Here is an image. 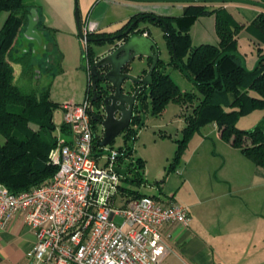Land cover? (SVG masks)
Masks as SVG:
<instances>
[{"label": "trees", "instance_id": "trees-1", "mask_svg": "<svg viewBox=\"0 0 264 264\" xmlns=\"http://www.w3.org/2000/svg\"><path fill=\"white\" fill-rule=\"evenodd\" d=\"M33 7L26 0H0V13H8L0 28V135L5 139L4 142L0 141V182L14 193L43 184L58 169L50 162L49 154L58 144V136L55 134L57 125L53 115L59 104L51 99L49 86L37 93L24 91L15 83L14 63L23 65L25 72L29 68L26 64L30 51L15 57L13 50L24 24L28 23V15ZM209 13L215 15L218 44L205 43L193 46L190 37L191 25L196 18ZM134 21H150L161 25L164 30V22L168 24L169 35L165 33V37L171 53L169 64L178 66L173 51L174 45L176 56L196 81L195 84L201 94L199 97L194 92H183L170 74L166 71L161 73L160 69L166 62L161 58L158 60L149 91L155 115H161L171 102L187 106L199 98L192 111L185 114V127L182 130V138L177 140L178 146L170 169H175L180 163L193 136L200 133L202 127L211 123L217 125L221 139L240 149L242 154L264 169V116L260 123L251 129L238 127L241 117L255 110L264 111V60L255 71L247 72L240 57L234 54L225 56L218 65L219 78L209 83L216 77L215 62L219 55L227 51L240 52L238 35L243 29H246L253 38V47L258 58L264 56V10L247 27L239 23L227 9L210 10L202 3H191L185 7L181 16L141 12L131 17L113 33L92 34L89 47L90 61L94 63L98 56L92 44L101 45L106 37L123 34ZM144 31L149 32L147 28L139 29V32ZM148 62L151 64L152 59H148ZM95 104L100 107V102ZM142 106L141 112L144 115L134 116L131 125L125 129V137L134 139L136 136L135 126L138 127L145 117L147 98L142 99ZM92 121L97 125L95 117ZM61 128L66 131L64 124ZM96 143L98 149L101 139L98 138ZM117 150L121 155L117 158L118 164L123 161V156L130 157L133 153L129 148L124 151L120 147ZM129 166L135 172V178L127 180L136 188L123 185L122 192L131 196L147 195L137 189L143 183L144 160L131 159Z\"/></svg>", "mask_w": 264, "mask_h": 264}, {"label": "built area", "instance_id": "built-area-1", "mask_svg": "<svg viewBox=\"0 0 264 264\" xmlns=\"http://www.w3.org/2000/svg\"><path fill=\"white\" fill-rule=\"evenodd\" d=\"M81 29L89 84L83 101L63 107L66 131L61 129L62 137L49 154L57 172L43 184L19 193L0 182V228L22 215L36 234L27 252L33 264H160L168 252L163 226L188 228L190 211L176 200L123 193V177L112 169L115 164L123 167L116 162L121 156L117 149H110L107 164L101 165L107 146L100 144L96 149V141L99 138L102 143L104 128L98 121L93 124L97 114L91 108V68L98 58L94 63L89 58V38L100 31L99 23L87 18ZM140 34L149 36L148 31ZM133 174L128 172L132 179ZM116 216L123 218L121 224L116 223Z\"/></svg>", "mask_w": 264, "mask_h": 264}, {"label": "crops", "instance_id": "crops-1", "mask_svg": "<svg viewBox=\"0 0 264 264\" xmlns=\"http://www.w3.org/2000/svg\"><path fill=\"white\" fill-rule=\"evenodd\" d=\"M29 3L38 11L36 29L42 35V43L38 44L27 37L26 46L29 48L24 53H37L41 49L45 54L50 48L57 47L63 59L67 57L69 50L77 63L83 59V52L77 31L76 6L81 24L83 20L91 18L99 23V33H113L141 12H153L162 16L182 15L173 12L174 7L169 3L162 5L126 0H33ZM178 8L181 13L184 11L183 7ZM215 8L227 9L246 27L264 10L258 6L233 2L223 3ZM174 10L178 11L176 8ZM26 28L27 25L24 24L22 30L25 31ZM248 34L252 54L250 60H246L248 67L252 68L258 55L253 47V38L249 32ZM149 36L153 37L150 31ZM102 45H98L99 50ZM97 53L100 54L98 50ZM142 63L138 74L149 65L146 58ZM211 125L214 130H218L215 123ZM223 161L217 168L219 175L215 177L213 184L209 181V176L200 175L198 183L192 186V196L178 200L190 211L191 224L188 228L173 224L163 226L168 252L160 264H264V169L254 163L258 169L252 171V178L262 179L263 182L251 186L255 193L246 201L242 195L245 188H240L228 178L229 172L225 170L227 159L224 158ZM185 171L187 172V166ZM222 182L225 184L224 189L219 188ZM185 184L191 185L189 178L185 179L183 186ZM35 242L36 234L24 223L22 215L12 217L5 228H0V264H33L27 258V252Z\"/></svg>", "mask_w": 264, "mask_h": 264}, {"label": "rangeland", "instance_id": "rangeland-1", "mask_svg": "<svg viewBox=\"0 0 264 264\" xmlns=\"http://www.w3.org/2000/svg\"><path fill=\"white\" fill-rule=\"evenodd\" d=\"M26 1L30 2L33 0ZM167 4L162 3V5ZM202 4L212 10L223 3L205 2ZM169 5L173 6L174 9H178V11L173 9V12L183 14L184 11L181 13V9L178 7H183V10H185V7L191 5V3L175 2L169 3ZM7 15V12L0 13V28ZM143 28H147L152 33V38L159 47V56L166 62V72L170 74L181 90L183 92H194L201 97L196 84L184 74L182 69L176 65L169 64L171 63V53L164 28L150 21L137 22L136 29ZM190 37L193 46L205 43L218 44L219 37L216 32L215 15L209 13L196 18L191 25ZM249 38L246 30L238 35L241 47L240 52L242 51L243 55L247 53V57H245L246 59L248 58V61L252 54V45ZM34 41L40 44L37 40ZM26 44H28V39L25 31L22 30L15 44L13 55L17 57L25 54L24 50L29 48ZM92 46L96 51H102L99 50L98 45L92 44ZM106 46L104 45V47ZM43 52L41 49L37 50V53L30 52L29 61L26 64L29 68L26 72L23 65L14 63L15 83L24 91H35L37 93L49 86L51 99L59 104L53 115L57 125L55 134L58 137H62L61 126L64 121V105L83 101L88 89L89 78L85 68L86 62L82 58L78 63L74 61L69 50L67 57L63 59L57 47L50 48L45 54ZM142 62L134 61V74L139 73L138 71L142 68ZM198 102L199 98L187 106L171 102L167 105L164 112L157 116L153 113L151 99L148 98L147 107L145 108L144 126L137 131L134 139L133 137L127 138L124 133H121L115 137L113 143L107 145L104 152L120 147L124 151L128 148L132 149L133 153L130 157L123 156L122 166L126 167L131 159L142 158L144 160L143 183L137 189L144 194L158 196L162 200L172 199L176 201H180L182 197L190 198L192 196V186L198 183L200 175L209 176V181L213 184L215 177L219 175L217 174V168L223 164V160L226 158L225 170L229 172L228 178L232 179L240 188H245L242 195L243 198H246L244 200L249 201L248 198L255 193L251 186L263 182L262 179L257 180L254 178L253 180L252 178V171L258 169V167L246 158L239 149L221 139L218 130H214L211 124L205 125L201 128L200 133L193 136L183 153L180 164L175 169H170V164L174 160L178 146L177 140L182 138V130L185 127V114L190 113ZM263 116L264 111L255 110L241 117L238 127L251 129L260 123ZM31 125L37 128L36 125ZM135 129L137 130V126H135ZM63 138L68 139V136L63 134ZM4 140V137L0 135V141L4 142ZM108 160L106 155H102L100 157L101 165H106ZM185 166H187V172L185 171ZM186 178H189L191 185L185 184L183 186ZM121 182L124 186L136 188L130 180H121ZM222 183L219 188L224 189L225 184L224 182ZM115 221L121 224L123 218L116 216Z\"/></svg>", "mask_w": 264, "mask_h": 264}, {"label": "water", "instance_id": "water-1", "mask_svg": "<svg viewBox=\"0 0 264 264\" xmlns=\"http://www.w3.org/2000/svg\"><path fill=\"white\" fill-rule=\"evenodd\" d=\"M141 3H242L258 6L264 9V0H126ZM77 31L79 37H82L81 22L79 18L78 8L75 9ZM153 18H155L153 16ZM38 26V11L33 7L28 15V24L25 35L28 38L37 40L42 43V35L36 29ZM137 21L133 22L121 35L106 37L105 42L100 46V54H98L97 62L91 68V83L93 90V98L91 108L96 102H100L99 110L96 111V119L103 126L105 136L102 146L110 145L113 139L122 131L127 129L134 118V109L137 107L139 111L143 110L142 99H144L150 91V85L153 82V73L158 64L159 48L155 40L150 36L140 34L136 29ZM165 33H168V24L164 22ZM90 40V38H89ZM104 45H107L104 47ZM176 64L182 69L184 74L195 84L196 81L184 68L183 63L178 59L173 45ZM237 55L242 60L245 71H255L260 63L264 60V56L259 57L252 68L248 67L247 60L241 52L227 51L219 55L215 62L216 77L209 83L215 82L219 78L218 65L220 60L228 55ZM152 59V63L140 74H134V61L139 63L143 59ZM166 69V65L160 70L161 73ZM143 89H147L142 99L138 100L137 95ZM93 112L94 109H93ZM142 115L144 113L141 112ZM145 117L141 124L137 127L138 131L145 122ZM110 155L111 152H103ZM112 169L118 172L123 178L130 179L128 168L121 167L117 164Z\"/></svg>", "mask_w": 264, "mask_h": 264}, {"label": "flooded vegetation", "instance_id": "flooded-vegetation-1", "mask_svg": "<svg viewBox=\"0 0 264 264\" xmlns=\"http://www.w3.org/2000/svg\"><path fill=\"white\" fill-rule=\"evenodd\" d=\"M138 28V27H137ZM168 65V64H167ZM162 69V68H161ZM160 69V70H161ZM164 71H166V69L164 70ZM163 73V72H162ZM146 91H147V89H143L142 91H140L139 92V94L137 95V98H138V100H140V99H142V97H143V95H145V93H146ZM145 98H147V100H148V98H149V94L145 97ZM94 107H95V110L96 111H98L99 110V107H97V105L96 104H94ZM134 116L135 115H142L141 114V111H139V109H137V107L134 109V114H133ZM100 131V130H99ZM125 132H126V130H124V131H122L121 133H124L125 134ZM120 133V134H121ZM100 134L102 135V133L100 132ZM100 135V136H101ZM102 139H104V132H103V137H102ZM114 140H115V138L113 139V141H112V143L114 142ZM124 167V166H123ZM126 168V167H125ZM128 168V172H129V174H131V175H133L134 176V174H133V170L131 169V167H127Z\"/></svg>", "mask_w": 264, "mask_h": 264}]
</instances>
